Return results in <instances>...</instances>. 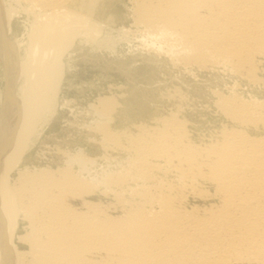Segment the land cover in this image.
<instances>
[{"label": "bare ground", "instance_id": "obj_1", "mask_svg": "<svg viewBox=\"0 0 264 264\" xmlns=\"http://www.w3.org/2000/svg\"><path fill=\"white\" fill-rule=\"evenodd\" d=\"M115 1L0 0V264H264V0H130L150 52L232 79L214 92V134L199 137L182 108L113 130L116 101L100 97L87 127L101 155L78 145L55 168L26 164L56 113L67 46L98 34ZM22 13L26 39L12 40Z\"/></svg>", "mask_w": 264, "mask_h": 264}, {"label": "rangeland", "instance_id": "obj_2", "mask_svg": "<svg viewBox=\"0 0 264 264\" xmlns=\"http://www.w3.org/2000/svg\"><path fill=\"white\" fill-rule=\"evenodd\" d=\"M129 2L130 0H116L115 5L106 13V16L111 15V18L102 20L104 21L101 24L103 27L98 34L90 36L89 40L85 42L77 37L70 47L67 46L61 69L62 79L57 95L56 113L47 124L43 134L25 155L26 164L32 162L39 165L51 163L52 167L55 168L57 164L63 162L64 158L59 149L72 150L78 145L88 148V152L92 155H101L104 152V148L100 143L101 135L89 130L87 127L90 123H94L92 119L93 111L89 110V105L97 104L100 97H110V99L114 98L112 100L116 101L117 105L110 114L111 122L108 123L113 130L134 132V125L140 123L153 124L155 118L169 113L170 110L181 108L179 110L181 114L186 115L188 118L191 117L189 119L193 124L190 126L192 130L195 131L196 129L199 137L208 138L215 131H218L225 122L223 114H221L218 107L213 105L216 104L214 92L220 90L227 93V87L232 83V79L218 70L203 71L194 69L192 72H186L183 68L170 63L165 48L150 52L148 50L150 41L144 38L131 22L132 19L129 16L131 2ZM15 18L12 26L13 34L10 35V38L16 41L26 39L27 30L24 22L26 16L22 13ZM141 45H144L143 48H141ZM157 52L159 55H157ZM3 73L2 65H0V95L3 94L5 86ZM191 75L193 76L191 77ZM167 89L169 90L166 91ZM175 90L183 94L178 97L170 95ZM239 90L246 92L248 88L243 84ZM255 92L259 96L264 95L257 89ZM64 99L71 100L69 106H60ZM100 121L104 122V119L102 118ZM68 130L71 131L68 132ZM92 138L94 139L90 140ZM71 141L74 143H71ZM60 143L61 145H59ZM13 175H15V172H13ZM19 232H23L22 223ZM20 245L27 248L26 245Z\"/></svg>", "mask_w": 264, "mask_h": 264}]
</instances>
